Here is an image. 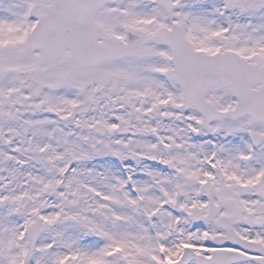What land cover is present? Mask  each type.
<instances>
[{
    "label": "snow or ice",
    "instance_id": "obj_1",
    "mask_svg": "<svg viewBox=\"0 0 264 264\" xmlns=\"http://www.w3.org/2000/svg\"><path fill=\"white\" fill-rule=\"evenodd\" d=\"M0 264H264V0H0Z\"/></svg>",
    "mask_w": 264,
    "mask_h": 264
}]
</instances>
